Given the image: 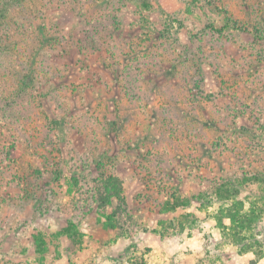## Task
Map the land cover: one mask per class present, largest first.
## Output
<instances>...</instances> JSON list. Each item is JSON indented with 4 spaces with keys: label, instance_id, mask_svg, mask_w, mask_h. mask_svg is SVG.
Masks as SVG:
<instances>
[{
    "label": "rangeland",
    "instance_id": "374dc122",
    "mask_svg": "<svg viewBox=\"0 0 264 264\" xmlns=\"http://www.w3.org/2000/svg\"><path fill=\"white\" fill-rule=\"evenodd\" d=\"M0 264H264V0H0Z\"/></svg>",
    "mask_w": 264,
    "mask_h": 264
},
{
    "label": "trees",
    "instance_id": "16d2710c",
    "mask_svg": "<svg viewBox=\"0 0 264 264\" xmlns=\"http://www.w3.org/2000/svg\"><path fill=\"white\" fill-rule=\"evenodd\" d=\"M236 26V25H235ZM239 28V27H235ZM251 180L261 181V178L257 177L256 175L250 176ZM245 178L241 179H234L228 180L226 184H224V188L221 191H218L217 195L221 200H232V204L234 203V207H231L230 204L228 208L226 207V212L220 210L219 216L220 217H227L230 220V226L227 229L230 230L228 233L230 236H234V242L241 246V251L246 252L249 250L251 245H245V235L243 234L245 231H248L254 228L256 223L261 219L260 211H256L248 207L247 209L244 208V201L236 199L235 196L239 193L238 190L244 183ZM231 186V187H228ZM227 186V187H226ZM222 187V186H221ZM100 190L102 191L100 195V199L102 202H112L114 198L118 199L121 196V185L118 179L114 176H108L102 179ZM108 227L114 228L115 224L108 219ZM255 225V226H254ZM244 245V246H243Z\"/></svg>",
    "mask_w": 264,
    "mask_h": 264
}]
</instances>
